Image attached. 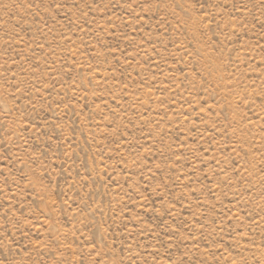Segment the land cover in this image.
<instances>
[{
  "label": "rangeland",
  "instance_id": "obj_1",
  "mask_svg": "<svg viewBox=\"0 0 264 264\" xmlns=\"http://www.w3.org/2000/svg\"><path fill=\"white\" fill-rule=\"evenodd\" d=\"M0 264H264V0H0Z\"/></svg>",
  "mask_w": 264,
  "mask_h": 264
}]
</instances>
